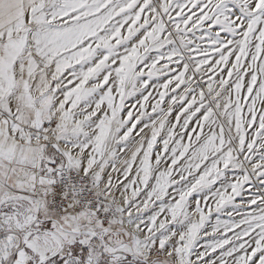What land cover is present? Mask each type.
Masks as SVG:
<instances>
[{
  "label": "snow or ice",
  "instance_id": "6c2138e0",
  "mask_svg": "<svg viewBox=\"0 0 264 264\" xmlns=\"http://www.w3.org/2000/svg\"><path fill=\"white\" fill-rule=\"evenodd\" d=\"M0 264H264V0H0Z\"/></svg>",
  "mask_w": 264,
  "mask_h": 264
}]
</instances>
